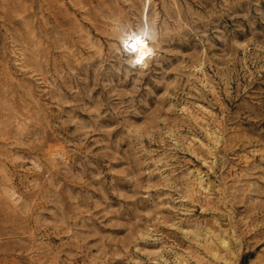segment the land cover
Here are the masks:
<instances>
[{
  "label": "rangeland",
  "instance_id": "obj_1",
  "mask_svg": "<svg viewBox=\"0 0 264 264\" xmlns=\"http://www.w3.org/2000/svg\"><path fill=\"white\" fill-rule=\"evenodd\" d=\"M0 264H264V0H0Z\"/></svg>",
  "mask_w": 264,
  "mask_h": 264
},
{
  "label": "bare ground",
  "instance_id": "obj_2",
  "mask_svg": "<svg viewBox=\"0 0 264 264\" xmlns=\"http://www.w3.org/2000/svg\"><path fill=\"white\" fill-rule=\"evenodd\" d=\"M138 40V42H137ZM125 48L128 54L144 57L153 53V49L145 35L136 34L134 31H128L125 37ZM133 46L134 49L133 50Z\"/></svg>",
  "mask_w": 264,
  "mask_h": 264
},
{
  "label": "snow or ice",
  "instance_id": "obj_3",
  "mask_svg": "<svg viewBox=\"0 0 264 264\" xmlns=\"http://www.w3.org/2000/svg\"><path fill=\"white\" fill-rule=\"evenodd\" d=\"M137 42H138V40H137ZM133 50H135V49H134V46H133Z\"/></svg>",
  "mask_w": 264,
  "mask_h": 264
}]
</instances>
